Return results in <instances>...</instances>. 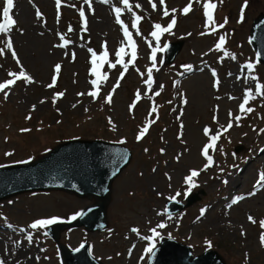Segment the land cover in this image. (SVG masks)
<instances>
[{"label": "rangeland", "instance_id": "374dc122", "mask_svg": "<svg viewBox=\"0 0 264 264\" xmlns=\"http://www.w3.org/2000/svg\"><path fill=\"white\" fill-rule=\"evenodd\" d=\"M91 2L94 5L89 8L84 0H61L58 18L55 0H14L10 15L16 24L7 35L0 34V48H4L0 83L12 78L9 72L18 74L21 65L34 82L18 80L7 99L0 93V165L35 160L63 141L123 140L125 143L119 144L130 148L134 158L113 186L108 210L111 230L95 234L84 229L66 231L62 244L74 250L87 243L103 264H147L150 246L154 249L161 238H174L190 246L194 256L215 250L227 264H264L260 243L264 185L258 184L260 173H264V132H260L264 129V94H255L256 84H264V65L256 60L249 43L253 22L264 13V0H247L243 22L240 15L245 0H191L192 10L187 15L183 8L190 0H165L163 6L159 0H129L131 11L124 8L122 0ZM206 2L216 4L214 24L204 15ZM152 3L157 5L155 10ZM4 6L5 0H0V22ZM165 6L167 17L163 16ZM116 7L121 8V20L137 46L134 61L130 54L124 56L125 63L132 62L123 79L119 78L124 69L116 64L115 54L121 46L128 53L131 49L116 23ZM37 9L42 13L40 19ZM81 9L87 30L79 15ZM133 13L141 17L137 28L131 27ZM173 18L176 24L171 32L161 34V50L156 54L159 71L153 68L154 83L149 90L147 69L152 67L151 52L157 47L151 32L154 24L166 28ZM221 24L224 26L219 27ZM60 35L70 41L66 48L54 47L62 43ZM9 36L21 65L5 47ZM220 37L225 38V44L217 51ZM176 41H182L183 48L171 65H165L164 46ZM105 42L109 57L100 72L107 79L93 99L87 95L93 90L89 81L95 79L90 75L89 49L101 55ZM110 63L116 67H109ZM247 63L254 65L251 73L243 67ZM56 64L61 65L59 74L54 71ZM185 66H191L190 70ZM54 75L56 84L48 88ZM118 81L108 104L105 98ZM247 90L253 98L245 108L253 111L241 113L239 106ZM61 92L64 95L53 103L55 94ZM137 92L139 101L135 100ZM150 120L154 122L148 132L137 141L140 129ZM230 120L232 127L223 131ZM205 128L209 135L219 132L215 150L209 149L213 164L206 169L202 149L210 141ZM238 147L241 151L235 153ZM192 170L199 176L194 178L196 187L189 188L185 177ZM201 191L205 194L200 195V202L186 212L166 214L168 200L185 202L188 195ZM241 196L244 199L232 203ZM92 204L58 192L25 194L0 202V260L5 264H62L59 246L44 235L46 228L32 230L28 226L52 217L68 222ZM160 224L165 227L159 228ZM28 235L33 237L31 243Z\"/></svg>", "mask_w": 264, "mask_h": 264}, {"label": "water", "instance_id": "95a60500", "mask_svg": "<svg viewBox=\"0 0 264 264\" xmlns=\"http://www.w3.org/2000/svg\"><path fill=\"white\" fill-rule=\"evenodd\" d=\"M251 44L257 58L264 63V16L254 23ZM183 43L168 48L166 63L173 62ZM123 156V159H121ZM132 154L126 147L100 141L76 140L60 144L42 158L23 165L0 168V201L33 191H64L79 198H95L96 204L69 224H59L49 233L59 242L60 232L84 226L89 232L107 227L106 212L111 199L114 179L130 163ZM198 195L188 198L187 207L198 201ZM169 213H177L186 206L169 202ZM64 264H100L84 245L79 251L61 247ZM149 264H225L216 252L192 258L189 247L171 239L162 241L152 254Z\"/></svg>", "mask_w": 264, "mask_h": 264}, {"label": "snow or ice", "instance_id": "6c2138e0", "mask_svg": "<svg viewBox=\"0 0 264 264\" xmlns=\"http://www.w3.org/2000/svg\"><path fill=\"white\" fill-rule=\"evenodd\" d=\"M101 3H107L108 0H100ZM149 2L151 3V0H149ZM84 3L88 5L89 8H91V2L90 0H84ZM123 6L125 9H127L128 11H131V6L129 4V0H122ZM160 5H165V0H159ZM55 4H56V8H57V16L59 18V9L61 7V0H55ZM157 7V5L155 3H152V8L155 10ZM247 7V0H245V4L242 6V10H241V15H240V22H243L244 19V15H243V9ZM14 8V0H5V6L3 7L2 10V17H3V22H0V34L2 35H7L10 32V29H12V27L16 24V21L13 19V17L10 15L11 10ZM216 8V4L211 3V2H206L203 4V9H204V15L207 18V22L209 24H214V20H213V10ZM192 10V3L191 0L189 2V4L183 8V14L187 15L190 11ZM113 11L115 12V20L116 23L120 25L122 31H123V37L124 40L127 41L128 47L131 49V52L128 53L125 50V47L121 46L118 51L116 52V64H120L122 66V68L124 69L123 72H121L120 74V78L119 79H123L124 77V73L128 70L129 67V63H131L132 61H134L137 57V46L135 44V42L132 39V35L129 32L128 27L123 23V21L121 20V8L120 7H116L113 9ZM175 9L172 10V13H175ZM80 18L81 20H84L85 22V30L86 29V24L87 21L85 20V11L83 9L80 10L79 12ZM134 15V21L131 25L132 28H137V23L141 20V17L138 15ZM163 16L167 17L169 16V11L167 10L166 6L164 7V11H163ZM36 17L38 19H40L42 17V13L37 9L36 11ZM225 23H227V18L225 19ZM176 24V19L173 18L171 20V22L167 25V27H162L161 24L156 23L154 24V31L151 32V36L155 38V40L157 41V47L152 49L151 52V60H152V67H149L147 69V79L145 81L147 88L149 90L152 89L153 86V68H156V54L158 51H160V47H159V40L161 37V34L164 32H171L173 26ZM224 25L221 24L219 25V27H223ZM69 32L72 31L71 27H69L68 29ZM139 30L137 29V35H139ZM203 34V33H202ZM60 41H62V43L54 45V47H62V48H66L68 46V44L70 43V41L68 39H66V37L64 35H60L59 36ZM225 44V38L224 37H220L219 42L215 45V49L217 51L222 50L223 45ZM5 47L7 50H9L11 52L12 58L16 61L17 65H21L20 60L17 57V53L14 50L13 47V42L9 36V38L6 40L5 43ZM105 50L103 51V53L101 55H97V53L91 49H89V51L91 52V71H90V75L95 77V79H92L89 81L90 85L92 86L91 91H89L87 93V95L91 96L93 99H96L98 94H99V90H100V84L102 81L106 80L107 77L106 75H101L100 72V68L101 66L108 62V51L106 48V42H105ZM165 48L167 47V45L164 46ZM131 55L132 61H129L128 63H125L124 61V56L125 55ZM4 55V48H0V56ZM225 55H228V53H225ZM232 59H235V56L231 57ZM73 59H75V54H73ZM116 64H109V67L111 68H115ZM186 69L190 70L191 66H185ZM244 68H246L250 73L252 72L254 65L252 63H247L243 66ZM157 71H159L158 68H156ZM54 71L56 74H59L61 71V65L60 64H56L54 67ZM9 76H11V79H8L6 82H2L0 83V93H3L4 95V99L8 98L9 92L11 91V86L14 85L18 80H22L24 83L26 84H31L33 83V79L25 72V70L23 69V66H20V70L19 73L17 74L16 72H9L8 73ZM141 75H143V73H141ZM213 76H216L215 71H213L212 73ZM251 79L255 80L256 77L252 76ZM56 84V76L54 75L52 78V82L50 84L47 85L48 88H53ZM219 84V81H216V85ZM119 87V81L113 86L112 91L108 94V96L105 98V102L108 104H111L112 102V95L115 92L116 88ZM5 89H8L9 91H5ZM262 90H264V84H260L257 83L255 86V94L256 95H261L264 94L262 93ZM64 95V93H56L55 97L53 99V103H55L56 99H59L60 97H62ZM78 95L82 96L85 95V93H78ZM155 95H159V92H156ZM140 93L137 92L135 100L139 101L140 100ZM151 99V97H149ZM232 97H230L231 99ZM253 98V93L250 90L245 91L244 94V98H243V103L240 104L239 106V110L241 113L244 112H252L253 109L251 107L245 108V105L248 104L249 100ZM41 103H44V101H41ZM73 107H75V105H73ZM135 107V103L129 105V109H133ZM32 110H35V105H33ZM87 111V109H86ZM151 111L153 113L156 112V107L153 106ZM231 113H229V116L231 117ZM27 119H30V117H26ZM215 119V118H214ZM240 117L237 116L236 120L239 121ZM154 121H149L148 124H146L143 128L140 129L136 139L137 141H139L140 139H142L145 134L148 132L149 126L151 125V123H153ZM109 123L111 124V120L109 121ZM238 126V125H237ZM114 127V125H113ZM232 127V123L231 120L229 122V124L227 125L226 128L223 129V131H227L228 129H230ZM22 132H27L29 131V129H22ZM209 129L205 128L204 129V134L205 136L208 137L210 143L206 144L204 146V148L202 149V155L205 157V159L207 160V165H205V169L208 166H211L213 164V159L212 157L209 155V149H213L215 150V145L219 139V132L216 134H212L209 135ZM260 132H264V129H261ZM119 143H125V141L121 140L118 141ZM145 151H147L145 149ZM163 151V150H161ZM222 151V150H221ZM6 155H12V153H6ZM121 159H123V156H121ZM28 161H24V163H27ZM0 167H3V165H0ZM199 175V172L197 170H192L190 175L185 177V183L189 186V188H193L196 187V184L194 183V178L197 177ZM225 183H227V181H225ZM258 184L260 185H264V173H260L259 176V181ZM177 195H179V193H177ZM251 195H255V192L251 193ZM244 199V197H237L235 200L232 201L233 204L237 203L239 200ZM203 215V212L201 213ZM78 215H83V213H77L76 215H73L71 217V220H75L77 218ZM248 219L250 221H252L253 223H255V221L253 220V218L251 216L248 217ZM63 221H61L59 218L57 217H52V218H46V219H38L34 222H32L28 227L32 230H39V229H45L48 228L49 226L58 224V223H62ZM159 228H164L165 225L164 224H160L158 225ZM260 227L264 228V220L260 221ZM21 232H24L25 229H20ZM133 232H137L138 230L133 228L132 229ZM243 234V233H242ZM45 236H47V232L44 233ZM152 235L153 237H155L157 235L156 230L153 229L152 230ZM27 240L29 243L32 242L33 237L31 235H28ZM143 238V237H142ZM260 243L262 246H264V233H262L260 235ZM81 247H83V245H81ZM153 246H150L147 249V252L150 254L154 255L153 252ZM41 251H44V249H41ZM76 251H79V249H76ZM37 259H39L37 257ZM0 264H5V262L3 260H0Z\"/></svg>", "mask_w": 264, "mask_h": 264}, {"label": "bare ground", "instance_id": "6f19581e", "mask_svg": "<svg viewBox=\"0 0 264 264\" xmlns=\"http://www.w3.org/2000/svg\"><path fill=\"white\" fill-rule=\"evenodd\" d=\"M91 1H95V0H90V2ZM45 2V1H44ZM91 5H94V2H91ZM22 15H25V12H23V14Z\"/></svg>", "mask_w": 264, "mask_h": 264}]
</instances>
